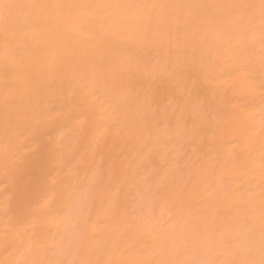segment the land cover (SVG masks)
<instances>
[{
	"label": "bare ground",
	"instance_id": "1",
	"mask_svg": "<svg viewBox=\"0 0 264 264\" xmlns=\"http://www.w3.org/2000/svg\"><path fill=\"white\" fill-rule=\"evenodd\" d=\"M261 0H0V264H260Z\"/></svg>",
	"mask_w": 264,
	"mask_h": 264
},
{
	"label": "snow or ice",
	"instance_id": "2",
	"mask_svg": "<svg viewBox=\"0 0 264 264\" xmlns=\"http://www.w3.org/2000/svg\"><path fill=\"white\" fill-rule=\"evenodd\" d=\"M261 7L264 9V0H261ZM260 264H264V258L261 259Z\"/></svg>",
	"mask_w": 264,
	"mask_h": 264
}]
</instances>
